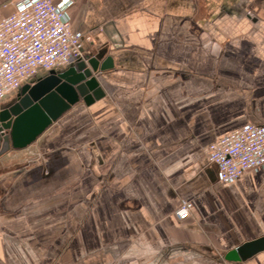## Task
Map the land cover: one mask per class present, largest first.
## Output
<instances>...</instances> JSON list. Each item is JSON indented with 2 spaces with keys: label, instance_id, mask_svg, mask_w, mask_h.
I'll list each match as a JSON object with an SVG mask.
<instances>
[{
  "label": "crops",
  "instance_id": "obj_1",
  "mask_svg": "<svg viewBox=\"0 0 264 264\" xmlns=\"http://www.w3.org/2000/svg\"><path fill=\"white\" fill-rule=\"evenodd\" d=\"M69 15L84 56L113 68L103 97L0 156V264H262L227 255L264 236V167L224 183L207 147L264 125V0H73Z\"/></svg>",
  "mask_w": 264,
  "mask_h": 264
},
{
  "label": "built area",
  "instance_id": "obj_2",
  "mask_svg": "<svg viewBox=\"0 0 264 264\" xmlns=\"http://www.w3.org/2000/svg\"><path fill=\"white\" fill-rule=\"evenodd\" d=\"M15 10L0 20V102L31 81L39 71L64 67L84 57L91 37L71 24L73 0H14ZM218 177L231 183L244 172L264 167V125L248 123L207 147ZM192 202L176 209L191 215ZM264 264V262L262 263Z\"/></svg>",
  "mask_w": 264,
  "mask_h": 264
},
{
  "label": "water",
  "instance_id": "obj_3",
  "mask_svg": "<svg viewBox=\"0 0 264 264\" xmlns=\"http://www.w3.org/2000/svg\"><path fill=\"white\" fill-rule=\"evenodd\" d=\"M113 68L110 56H84L68 68L50 71L23 84L17 96L0 107V156L35 141L51 124L80 101L100 99L101 73ZM264 251V236L230 252L227 259Z\"/></svg>",
  "mask_w": 264,
  "mask_h": 264
},
{
  "label": "rangeland",
  "instance_id": "obj_4",
  "mask_svg": "<svg viewBox=\"0 0 264 264\" xmlns=\"http://www.w3.org/2000/svg\"><path fill=\"white\" fill-rule=\"evenodd\" d=\"M20 88L21 87H19L18 89H16L15 91H13L12 93H10L9 95H7L6 98L3 101L8 100V102H9L12 99H14L17 96V94L20 92ZM3 101H1V102H3Z\"/></svg>",
  "mask_w": 264,
  "mask_h": 264
}]
</instances>
